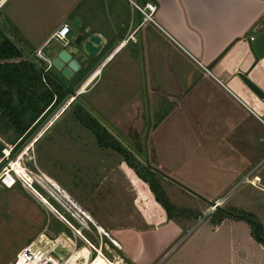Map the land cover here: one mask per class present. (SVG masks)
I'll use <instances>...</instances> for the list:
<instances>
[{"label": "rangeland", "instance_id": "obj_1", "mask_svg": "<svg viewBox=\"0 0 264 264\" xmlns=\"http://www.w3.org/2000/svg\"><path fill=\"white\" fill-rule=\"evenodd\" d=\"M15 1L0 6V29L21 49L23 59L38 64V49L45 57L62 45L52 41L41 47L59 21L52 16L37 31L29 16L14 10ZM16 32L19 43L10 34ZM152 41L146 62L131 64L126 55L117 56L84 92L77 94L79 87L63 101L19 148L13 131L0 125V264H12L20 248L31 242L45 241L49 248L59 238L62 243L52 256L63 259L74 244L83 246L82 237L94 246L103 243L105 255L121 264H264V246L247 222L229 218L214 226L210 221L216 208L231 207L251 213L264 232V127L159 31L153 32ZM227 87L264 116V109L255 110L232 85ZM76 105L139 162H147L173 206L193 213L191 218L167 219L177 230L165 240L150 231L134 247L133 261L128 231L143 219L138 206L154 202V197L119 155L98 147L92 134L74 120ZM241 156L247 164L235 174L231 169H241ZM54 189L86 213V227L58 204Z\"/></svg>", "mask_w": 264, "mask_h": 264}, {"label": "crops", "instance_id": "obj_2", "mask_svg": "<svg viewBox=\"0 0 264 264\" xmlns=\"http://www.w3.org/2000/svg\"><path fill=\"white\" fill-rule=\"evenodd\" d=\"M8 1L0 0V6ZM147 2L156 6L154 18L158 23L155 25L144 23L133 7V4L143 5ZM14 10L29 16L28 21L37 31L43 29L52 16L58 19L59 22L44 38L41 47L55 41L52 35L63 24L68 25L70 31L73 29L68 41L84 29L101 36L105 49H114L110 58L100 66L98 76L103 72L102 68L119 55H126V62L131 64L146 62L148 49L154 44L152 34L157 30L166 37L167 43L185 52L218 88L231 95L246 110L251 108L245 101L238 99L227 84L232 85L255 110L264 109V99L258 100L251 92L248 96V89L236 76L238 72L246 75L264 93V0H16ZM76 19L81 23L79 31L72 25ZM52 57L53 51H50L41 61L47 64ZM46 71L51 72L61 83L68 84L71 81L64 79L55 69L48 68V64ZM149 83H145L148 91L151 89ZM246 164L241 156V169L231 171L239 174ZM138 209L143 219L137 221L138 226L128 231L129 247L132 246L128 249V256L131 260H134V247L150 231L165 240L172 231L177 230L174 223L168 222L163 209L155 201L142 203ZM111 234L120 236L117 231Z\"/></svg>", "mask_w": 264, "mask_h": 264}, {"label": "trees", "instance_id": "obj_3", "mask_svg": "<svg viewBox=\"0 0 264 264\" xmlns=\"http://www.w3.org/2000/svg\"><path fill=\"white\" fill-rule=\"evenodd\" d=\"M10 34L14 36V39H18L19 43L18 33ZM37 63L23 59L21 49L0 29V125L5 130L13 131L18 141L16 144L18 148L37 131L67 96L70 97L75 93V85L87 72L86 69L79 70L75 77L64 85L51 72L46 71L47 66L43 61L38 60ZM72 113L74 120L92 134L98 147L111 150L119 155L123 162L134 171L137 178L148 186L155 202L165 211L168 220L193 217L190 211L173 206L151 167L139 162L133 153L127 150L81 105L74 106ZM1 151L2 146L0 145V158L2 157ZM229 218L247 222L252 235L264 246L262 226L251 213L238 211L231 207L216 208L211 214L210 221L214 226H218Z\"/></svg>", "mask_w": 264, "mask_h": 264}, {"label": "built area", "instance_id": "obj_4", "mask_svg": "<svg viewBox=\"0 0 264 264\" xmlns=\"http://www.w3.org/2000/svg\"><path fill=\"white\" fill-rule=\"evenodd\" d=\"M133 7L141 15L142 21L144 23H151L154 25L156 24L154 20L156 6L153 3L147 2L143 5L133 4ZM70 33V27L66 24H63L57 31L53 33L52 39H54L56 42L66 44L68 42V36ZM250 40H252V38H250ZM110 56L108 58H110ZM36 57L39 60H45L40 50L36 52ZM47 64L49 68V62H47ZM83 84L80 86L77 94L82 93L80 90ZM249 112H251L255 119L264 127V116H259L252 110H249ZM52 192L55 194L56 198H54L58 204L69 215H71V217H73L74 220L80 224V226L83 228L86 227L84 223V219L87 220L86 213L79 206H76L77 204H75L71 199L66 198L63 193L58 192L56 189H54ZM54 211L56 212L59 220L66 224V226L70 228L74 234L78 236L80 235L79 232L75 230L62 215L58 214L56 210ZM82 240L83 246L78 247L76 244H74L71 252L63 259H55L52 256L55 247L62 243L60 238L57 240L58 243H53L49 248H47L48 245L45 241L41 245H36L34 242H31L20 248V250L16 253L12 264H121V261H119L117 258L114 257L111 259L105 255L103 243H100L98 246H94L83 237ZM104 246L107 247L106 245ZM84 249L86 250V254L82 253Z\"/></svg>", "mask_w": 264, "mask_h": 264}, {"label": "water", "instance_id": "obj_5", "mask_svg": "<svg viewBox=\"0 0 264 264\" xmlns=\"http://www.w3.org/2000/svg\"><path fill=\"white\" fill-rule=\"evenodd\" d=\"M75 30L79 31L81 23L78 19L72 23ZM105 42L101 36L92 33L90 29L81 30L66 44H62L60 48L56 50L54 47L53 57L49 61L51 68L60 72L61 76L66 80H71L75 73L81 68L88 69L92 60L99 58V60L85 73L80 81L75 85L74 91L79 88L92 73L103 65V63L111 55L114 47L108 48L106 51ZM237 78L243 83V85L258 99H264L263 91L257 87L246 75L238 72ZM69 98L67 96L65 100ZM64 100V101H65ZM139 149V146H137ZM145 165H148L147 162ZM217 207V205H214Z\"/></svg>", "mask_w": 264, "mask_h": 264}, {"label": "bare ground", "instance_id": "obj_6", "mask_svg": "<svg viewBox=\"0 0 264 264\" xmlns=\"http://www.w3.org/2000/svg\"><path fill=\"white\" fill-rule=\"evenodd\" d=\"M99 72H100V69L97 68V69L92 73V75H91V76L85 81V83L83 84V86H82L80 92H83V90L93 82V80L99 75ZM7 182H8V184H9V186H12L13 183H14V180H13V178H9V179L7 180ZM54 196H55V195H54ZM55 197H56V196H55ZM82 253L86 254V250L84 249V250L82 251Z\"/></svg>", "mask_w": 264, "mask_h": 264}, {"label": "flooded vegetation", "instance_id": "obj_7", "mask_svg": "<svg viewBox=\"0 0 264 264\" xmlns=\"http://www.w3.org/2000/svg\"><path fill=\"white\" fill-rule=\"evenodd\" d=\"M99 60V58L98 59H96L95 61H93V62H91L90 63V66L88 67V69L87 70H89L97 61ZM137 148V147H136ZM137 151H139V149L137 148Z\"/></svg>", "mask_w": 264, "mask_h": 264}]
</instances>
